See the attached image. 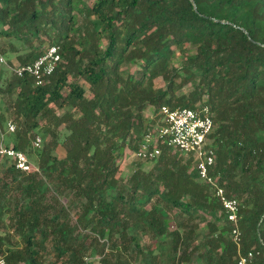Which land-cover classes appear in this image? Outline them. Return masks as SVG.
Listing matches in <instances>:
<instances>
[{"label":"trees","instance_id":"16d2710c","mask_svg":"<svg viewBox=\"0 0 264 264\" xmlns=\"http://www.w3.org/2000/svg\"><path fill=\"white\" fill-rule=\"evenodd\" d=\"M43 39L62 55L43 83L0 77V94L14 96L21 120L5 145L39 169L25 172L0 155L8 264H44L49 242L57 254L50 264H91L88 240L105 236L101 264H124L126 253L127 264L141 254L143 264H239L242 256L264 264V0H0V54L33 48L13 67L38 58L44 51L33 42ZM188 84L193 90L179 95ZM163 104L210 107L211 173L240 202L239 243L193 155L162 146L153 165L118 176L127 141L135 151L155 123L145 110ZM146 234L158 251L141 245Z\"/></svg>","mask_w":264,"mask_h":264},{"label":"built area","instance_id":"2783aa9c","mask_svg":"<svg viewBox=\"0 0 264 264\" xmlns=\"http://www.w3.org/2000/svg\"><path fill=\"white\" fill-rule=\"evenodd\" d=\"M0 59L4 61L2 55ZM61 60L60 47L51 45L34 61L14 67L13 71L18 76L29 74L37 84H41L55 71ZM152 119L155 123L143 134L134 155L140 160L152 161L161 154L162 146L176 148L193 155L199 179L212 187L214 195L227 212L228 219L235 224L233 234L235 241L239 243L241 233L237 223L240 202L238 198L229 196L211 173L216 159V149L211 139L215 122L210 107L203 105L196 108H172L163 104ZM8 128L14 131L16 126L9 122ZM42 143L43 139L40 135L33 138L34 147L40 148ZM0 155L14 159L16 167L25 172L39 170L23 151L7 147L3 142L0 143ZM0 264H8L6 254L3 252H0ZM239 264H250V258L242 256Z\"/></svg>","mask_w":264,"mask_h":264},{"label":"rangeland","instance_id":"374dc122","mask_svg":"<svg viewBox=\"0 0 264 264\" xmlns=\"http://www.w3.org/2000/svg\"><path fill=\"white\" fill-rule=\"evenodd\" d=\"M87 2L91 3L93 0H86ZM45 38V37H44ZM45 39H43V43H40V40H35L33 42L34 44V48H36L39 51H45V49L49 46L48 42L44 41ZM33 48L31 47H26L24 49H22L21 51H17V52H13V54H10L8 57L3 56L4 61H1L0 59V77L1 76H11L13 71V63H17L18 64V56H23L25 57L29 52H31ZM1 55V54H0ZM79 81L81 84L85 85L87 87V94L90 93V85L83 79V78H79ZM193 90V87L188 84L185 85L184 87H182V89H180L178 91V94H189L191 91ZM14 96H10V95H6V94H0V114L3 115L5 122L3 125H1L0 127V131L3 132L2 134V142L4 144H6V140H14L16 138V130L20 129L21 126V120L19 119V117L17 116V114L15 113L14 107H13V102H14ZM56 108V107H55ZM156 109L154 106H150L145 110V114L152 118L155 113H156ZM64 112V109H60V108H56V113L62 114ZM11 122L13 124H15L16 128L14 131H10L8 128V123ZM7 123V124H6ZM44 123V122H43ZM29 134L31 137H33L35 134V132L29 131ZM126 148L124 149L125 154L121 157L120 159V172L118 174V176H122V177H127L131 174L132 170L138 165V163H143L144 166H151L153 165L152 161H148V160H140L138 159L135 155L133 150H131L128 146V141L126 143ZM44 144L42 143V146ZM41 146V147H42ZM40 147V148H41ZM57 153L60 156L65 155V149L63 148L62 145H59L57 147ZM68 200H65V202ZM72 210V208H71ZM77 210H72L71 211V220H72V224L76 223V214ZM171 217L168 220V224L170 225V227L173 228V224H174V216L173 213H171L170 215ZM84 233H87L86 230L83 231ZM15 240L17 241L16 243H18L19 246H22L23 243L21 241V238H19V236L15 235L14 236ZM140 242L141 245L144 246V248L148 249V247L150 249H153L155 251L159 250L158 247V239L155 238L152 234H146V235H142L140 238ZM15 243V244H16ZM46 248L43 249V256H42V262L44 264H50L52 261L56 262L57 260V254L56 252L53 250L50 242L46 244ZM110 246L109 241H108V237H102L100 239H98V241L96 242L93 238H89L88 240V251L86 253V261H88L91 264H101L102 261L101 257L104 255V251L106 250V252L109 253V249L108 247ZM6 247V245L4 246ZM130 259V255L129 253H126L122 256V260L124 262V264L126 263V260ZM143 256L142 254L138 256V259L136 261L131 260V262H133V264H143L142 262ZM61 261H58V264H60ZM21 264H25V263H21Z\"/></svg>","mask_w":264,"mask_h":264}]
</instances>
